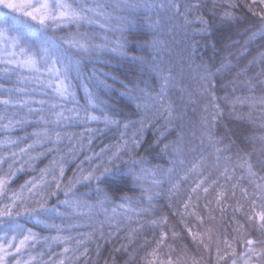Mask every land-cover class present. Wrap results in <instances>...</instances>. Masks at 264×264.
Listing matches in <instances>:
<instances>
[{"label": "snow or ice", "instance_id": "1", "mask_svg": "<svg viewBox=\"0 0 264 264\" xmlns=\"http://www.w3.org/2000/svg\"><path fill=\"white\" fill-rule=\"evenodd\" d=\"M257 3L264 5V0H160L159 3L156 0H136L125 4V7L133 10H145L148 13L145 26L153 32L163 26L161 12L165 14L164 20L168 23L170 31L175 29L187 32L192 23L189 17L194 15L199 24L194 32L201 36H211L217 25L236 27L249 20L246 26L239 30L238 35L244 36L245 39L235 52L217 48L215 43L211 44L213 57L208 61L201 60L196 65L194 88L178 83L172 69H166L160 64H154L151 68L159 79L158 89L139 87L138 84L125 86L121 95L137 109V118L130 119L118 105L100 99L98 91L110 88L111 85L99 76L95 78L91 88L84 85L85 104L80 105L72 85V73L76 72L79 76L80 59L77 57H87L91 60L111 54L114 57L130 58L132 61L143 63L142 57L130 56L126 51L127 41L123 32L127 23L134 21L117 18L119 22L115 27H111V31L121 34L115 40H109L105 36L104 43L95 44L87 42V33L83 39L78 32L67 36H58L55 33L72 26L79 29L86 24H98L101 19L104 23L100 24V27L109 28L111 14L98 0H91V6L90 0H27L26 3L0 0V6L4 9L16 13L23 12L24 16L23 19L19 16L13 17L18 26H12L10 29L0 27V77L12 85L6 87L0 83V93L7 94L6 98L0 95V105L3 106L0 111V132L9 134L7 139L0 141V224L7 221V227L13 233L11 239L6 232L0 234V264H10L13 256L16 258L14 264H80L81 260L84 264H101L100 257L104 245L98 241L104 240L107 244L114 238L125 242L113 247L109 256L104 258L103 264H119L120 256L127 257L123 264H133V261L137 260V254L147 248L153 240L155 248L145 252L140 260L146 264H157L158 260L159 264H180V261H174L171 255L166 261L159 259V252L166 245L167 233L163 230L166 220L147 218L155 217L156 208L153 201L161 196L159 190L165 182L170 185L168 193L171 197L178 191L179 184L187 181L192 175L199 176L200 179L193 181L195 186L188 192V199L184 201L183 215H196L201 223L203 219L196 212H187L192 206L193 195L198 194L201 189L208 194L219 185L221 178L228 182L238 181L231 184V196L228 195L226 186L225 190L216 193L215 202L220 220L225 219L228 208L232 211V219L223 233V246L219 237L216 240V264H229V261L231 264H264V183H255L251 192L240 188L241 182L246 179L252 182L250 178L257 175L250 162V154L238 151L235 154L236 162L232 163L234 154L231 150L238 148L236 140L231 138L232 130L223 125L224 133L217 135L226 115L228 118L243 121L245 115L238 109H252L257 103L264 105V8L257 11L254 7ZM241 6L256 19L250 20L241 13ZM25 8L29 11H24ZM153 12L158 17L155 21L151 18ZM9 31L15 35L7 34ZM49 31L53 34L48 35ZM32 36L42 37L38 50H32L27 43ZM146 43L155 48L159 41L154 38ZM237 44H240V41L233 40L226 48ZM196 47L194 43L193 57ZM253 47H259L261 50L242 63ZM44 87L51 90L52 99L72 102L73 106L66 107L64 104L50 103L48 100H34L32 93ZM257 88L261 90L259 97L255 95ZM173 90L179 91L182 107H178L171 98L170 93ZM34 104L39 107H33ZM188 105L196 106L194 111L197 108L200 110L199 155L192 161L188 157L197 149L190 143L186 144L183 131H177L176 127L177 121L184 120ZM9 106L11 111L8 110ZM57 108L59 111H56ZM248 119L251 122L250 112ZM92 122L102 124L103 128H87L80 133L59 130L77 123L87 125ZM28 126H35V130L12 138L11 133L14 130L24 131ZM180 127L182 129L183 125ZM149 128L155 139L148 148L156 151L157 156L167 157L168 167L151 165L148 157L140 153L145 146V132ZM113 129L118 133L116 141L85 157L89 162L95 158L97 163H90L89 168L85 169L81 162L74 170L73 176L65 183L62 177L68 161L74 160L81 149L93 143V133ZM173 132L176 133L175 139L169 140L168 137ZM85 135L87 144L84 141ZM65 139L72 144L66 152L60 147ZM25 140H31V143L20 147ZM261 140H264V136ZM45 145L50 147L32 155L37 146L44 148ZM46 154L56 155L48 166L40 169L38 178L31 177L18 189L11 188L10 185L18 174L24 173L26 168H32ZM212 156L213 169H219L223 161V171L215 180H211V173L206 176L204 172V165ZM4 164H7V171L3 169ZM261 165L264 167V161H261ZM57 168L59 176L56 174ZM121 169L133 184L139 185L140 192L134 196L122 195V202L109 213L105 205L112 202V196L105 191L102 184L107 176ZM237 169L246 175L237 177ZM146 176L152 177L148 187L144 185ZM260 179L264 181V177ZM174 180L176 183H173ZM93 184L96 199L95 203H89L80 198L78 186L91 191ZM205 184H208V187H204ZM61 194L63 200L59 199ZM54 198L57 200L55 205L51 204ZM196 199L199 200V195H196ZM226 200H236V203L228 204L225 203ZM61 205L65 208L63 212L60 210ZM210 205L211 201L205 203L204 207L209 210V219L215 221L216 217L212 213L217 211V208H211ZM257 207L259 212L256 211ZM93 209L103 212L105 221L114 224L116 230L107 234L101 230L99 237L94 240L96 229L88 233L66 235L65 233H73L77 227L83 225L52 222L57 218L64 221L78 216L87 217L91 221L95 214ZM117 209L121 211L118 213ZM21 217L34 220L37 225H42L44 229L56 234L39 237L38 233L25 229L18 222ZM183 222L181 219V223ZM132 224L136 226L130 227ZM156 228L161 229L159 238L155 237ZM148 230L153 231L151 239L144 235ZM121 232L126 234L120 237ZM188 233L193 241L200 235L191 228ZM253 233L257 234V238H253ZM229 235L231 239L228 238ZM17 236H22L18 243L15 242ZM142 236L143 240L139 242ZM171 238L175 241L182 237L173 231ZM38 242L46 245L48 252H52L53 247H64L58 253L52 252L46 261L43 259L46 255L43 251L38 257L29 255L25 260L24 255L33 251ZM92 242L96 243L95 257L90 255L91 250L86 247ZM167 247L169 253L174 251L172 245L168 244ZM204 249L211 255L210 244H204ZM57 256L60 257L59 260L56 259Z\"/></svg>", "mask_w": 264, "mask_h": 264}, {"label": "trees", "instance_id": "2", "mask_svg": "<svg viewBox=\"0 0 264 264\" xmlns=\"http://www.w3.org/2000/svg\"><path fill=\"white\" fill-rule=\"evenodd\" d=\"M99 3L103 4L107 11L111 14L110 27L105 29L101 28L100 24L104 23V20L101 19L99 23L86 24L79 29L76 26L70 28H63L60 31H57L55 34L58 36H67L69 34L79 33L81 39H83L84 34L87 33V42L101 44L104 43V37L107 36L109 40H115V38L121 33L111 31V27H115L118 24L117 18H126L127 21L134 23H127L123 36L127 41L126 51L131 55L139 56L143 58V63L139 61H132L130 58L124 59L120 57H114L111 54L101 55L97 58L88 59L87 57H77L80 59L79 65V76L76 72L72 73V85L76 93V99L79 101L80 105L85 104V89L84 85L92 87L95 83V78L99 76L101 79L106 80L108 85H111L110 88H102L98 91L100 99L106 101L109 104L118 105L119 108L128 115L130 119L137 118V109L134 104L130 103L124 96L121 95V92L124 90L125 86H131L133 84H138L139 87H147L148 89H158L159 79L157 74L151 70L154 64H160L161 66L172 69L173 75L177 78L178 83H182L186 86L195 87L196 85V76L197 69L196 65L200 63L201 60L208 61L213 57V49L211 47L212 43H215L217 48L225 49L229 52H235L239 49L240 45L245 39L244 36L238 35L239 30L244 28L249 20H246L244 23L237 25L236 27H225V26H215L211 36H201L196 34L194 29L199 27V24L195 21V17L190 16L189 19L192 21L187 32L182 30H169L168 23L164 20L165 14L160 13V19L162 20L163 26L157 31L153 32L145 26L146 17L148 13L143 9L133 10L131 8L125 7L127 3L136 2V0H98ZM157 3L160 0H156ZM195 2V0H191ZM246 2H251V0H246ZM91 6V0H90ZM257 11L264 8V5L257 3L254 5ZM206 11V10H205ZM246 17L250 20H255V17H252L247 10L241 6L240 10ZM19 16L22 19L24 18L23 14L16 12L6 11L2 12L0 10V27L10 29L12 26H18V22L13 19V17ZM152 20L155 21L158 17L153 12L151 16ZM28 19V18H27ZM30 19V18H29ZM183 22L182 19L180 21ZM7 34L15 35L14 32L9 31ZM53 33L49 31L48 35ZM159 41L155 48L147 45L146 42H151L153 39ZM40 36H32L28 40V45L32 50H38L41 46ZM233 40H239L240 44L234 45L232 48H226ZM197 46L195 48V56H192L193 53V44ZM24 46V45H21ZM261 49L259 47H253L252 50L243 58L242 63L246 62L251 56L255 55ZM255 71V69H254ZM47 78V77H45ZM15 79V77H13ZM0 83L5 84L6 87L12 86L2 77H0ZM95 90V89H93ZM51 90L44 87L40 90L32 93V98L36 101L39 100H48L50 103L64 104L66 107H72V102H63L60 100H54L51 98ZM4 98L7 97V94H2ZM255 95L259 97L261 95L260 88H257ZM171 98L176 103L178 107H182L180 102V93L177 90H173L170 93ZM33 107H39L38 104H34ZM47 107V106H46ZM194 105H188L187 112L183 121H177V131H183L185 136V142L190 143L192 146L196 147L197 151L190 154L188 159L190 161L194 160L199 155V144H200V129H199V120H200V110ZM3 110V106L0 105V111ZM9 111H11V106H9ZM59 111V108L56 109ZM242 111L245 115L243 121H237L234 118H228L225 116L222 126L217 131V135L224 133L225 129L223 125H227L229 129L232 130L231 138L236 140L238 148H232L233 161L236 162L235 154L240 151L241 153L250 154V162L253 164V170L257 173L255 177L246 179L245 181L239 184L240 188H246L249 192L253 190L255 183H264L260 178L264 177V167L261 165V161H264V140H261V137L264 136V105H257L249 109L247 107L243 109H238ZM251 113V122H249L248 114ZM6 122V121H5ZM181 124L183 128L181 129ZM87 128L102 129L103 125L100 123L92 122L87 125H81L79 123L74 126L62 127L61 131L70 132V133H80L81 131H86ZM35 130V126H28L24 131L14 130L11 135L14 139L16 136H23L24 132L31 133ZM8 133L0 132V141L7 139ZM176 133L173 132L171 136L168 137L169 140L175 139ZM118 138V133L113 129L111 131H97L93 133V143L85 148L81 149L80 153L74 160H69L65 167V174L62 177L63 181L66 183L70 177L73 176L74 170L81 165L85 169L89 168V164H96L97 161L93 158L90 162L85 159V157L92 155L93 152H99L106 144H111L116 141ZM155 137L151 128L147 129L145 132V146L140 150V153L144 156H147L151 165H161L168 167L167 157L157 156L156 151L148 148V145L154 140ZM85 144H87V135L84 137ZM31 143V140H25L20 147H24L25 144ZM227 143V140L225 141ZM72 144L69 143L67 139L63 141L60 147L63 151H67ZM47 147L50 145H45L44 148L37 146L35 152L32 155H35L36 152L46 151ZM158 151V150H157ZM210 151V150H209ZM56 154H46L44 157H41L32 168H26L25 172L18 174L14 181L11 183V188L18 189L24 181L28 180L31 177H39L40 169L45 168L49 165L50 161L53 159ZM27 159V157H25ZM214 161V156L210 157L207 163L204 165L205 175L211 173V180L217 179L220 173L223 171V161H221V166L219 169L211 168V164ZM190 166V165H189ZM4 171H7V164L3 166ZM34 169V170H33ZM57 176H59V169L56 170ZM183 175V172L180 173ZM246 175L241 170L237 169L236 176ZM50 178V177H49ZM200 179L199 176L192 175L188 178L187 181L179 184L178 191L173 193L170 197L168 189L170 185L165 182L163 188L160 189L161 196L153 201L155 205V217H148L147 219L158 218L161 220H166V226L163 230L167 233L166 245L162 247L159 252V259L167 260L169 255H171L174 261L179 260L180 264H216L215 254H216V240L219 237L221 246H223L224 239V230L228 227L232 219L231 208L227 209V215L223 221L220 220V213L215 202L216 193L218 191H223L224 186L227 187L228 195L231 196V184H236L237 180H232L231 182L226 181L221 178L220 183L216 188L210 190L208 194L203 192V189L199 191L198 194L193 195L192 206L187 209L188 213L196 212L202 219H197L196 215H183L185 212L184 201L188 199V192L191 191V188L194 187V180ZM152 177L146 176L144 179L145 187L150 186ZM209 180V183H211ZM176 183V180L173 181ZM54 186V185H53ZM102 187L112 196V202L105 205L108 208L109 213L111 209L117 204L121 203L120 197L124 194L134 196L139 195L140 188L138 184H133L131 179L126 176L124 171L121 169L115 171L113 174L107 176L104 179ZM204 187H208V184H205ZM91 191L86 187L78 186V193L82 200H87L89 203H95V184L91 186ZM196 195H199V200L196 199ZM237 198H239V191H237ZM60 200H63L64 197L61 194L59 196ZM211 201V208H217V211L213 212L212 215L216 217L215 221L209 219V210L205 209V203ZM9 201H4L8 203ZM225 203L235 204L236 200H226ZM51 204H57V200L54 198L51 200ZM198 205V207H197ZM6 210V209H5ZM60 210L65 211L64 206H60ZM121 210L117 209L119 213ZM257 212L260 211L259 207L256 209ZM95 213L91 218V221L87 217H75L71 220L61 221L60 218L55 219L57 224L63 223H73L81 224L83 226L77 227L73 233L68 234H79V233H88L92 232L93 229H96L94 240L99 237L100 231L102 230L105 234L109 231H115L116 226L114 224H109L105 221V214L97 209H93ZM239 218V217H237ZM41 219H45L41 217ZM183 219V223H181ZM121 221L122 217H121ZM24 226L25 229H32L34 232L38 233L39 237L55 235L54 231L50 232L43 228L42 225H37L34 220L21 217L18 221ZM103 222V223H101ZM8 222L5 224H0V234L7 233L9 239L12 238V231L7 227ZM187 225V227H185ZM135 224L130 225V227H135ZM191 228L193 232L199 233V238L196 241H193L192 236L189 235L188 229ZM211 229V231H209ZM231 232V228L228 229ZM161 229H155V237L159 238ZM175 231L179 233L181 239H176L175 241L171 238L172 232ZM126 233L121 232L120 237H123ZM149 239L153 237V231L148 230L145 234ZM22 236H17L16 243L19 242ZM231 239V235L228 237ZM253 238H257V234L253 233ZM143 236L139 242H142ZM5 244L7 241H3ZM101 245H104L102 250V256L100 257L101 264H103L104 258L109 256V253L113 247L118 246L120 243L125 242L120 238H114L111 243H105L104 240L98 241ZM138 242V243H139ZM172 245L174 249L173 252L169 253L167 245ZM204 244H210L211 255L208 251H205ZM136 245H134L135 247ZM155 240L147 246V248L142 249L137 254V260L133 261V264H146L145 261L140 260V257L145 255V252H150L155 248ZM63 245L59 247H53L52 252H60L63 248ZM90 248V255L92 257L96 256V243L92 242L86 245ZM242 250V249H239ZM45 252L44 260L46 261L52 252H48L47 246L43 243L38 242L36 248L24 255V259L27 260L29 255L39 256L40 252ZM83 251V249H81ZM15 257L13 256L10 260V264H14ZM60 259L59 256L56 258ZM127 259L126 256L119 257V264ZM32 264H37V262H32ZM80 264H84V261L81 260ZM91 264V262H89ZM159 264V260L157 261ZM223 264V262H221ZM231 264V261H229Z\"/></svg>", "mask_w": 264, "mask_h": 264}, {"label": "rangeland", "instance_id": "3", "mask_svg": "<svg viewBox=\"0 0 264 264\" xmlns=\"http://www.w3.org/2000/svg\"><path fill=\"white\" fill-rule=\"evenodd\" d=\"M12 2L13 3H26L27 0H12ZM33 2H34V0H33ZM0 10H2V12L6 11L7 13L12 12V10L4 9L2 6H0ZM24 11H29V9L25 8ZM20 13L23 14V12H20Z\"/></svg>", "mask_w": 264, "mask_h": 264}]
</instances>
